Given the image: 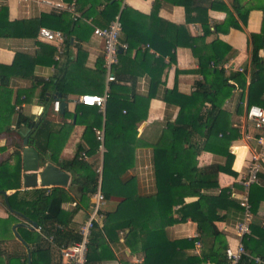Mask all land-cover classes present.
<instances>
[{"label": "trees", "instance_id": "trees-1", "mask_svg": "<svg viewBox=\"0 0 264 264\" xmlns=\"http://www.w3.org/2000/svg\"><path fill=\"white\" fill-rule=\"evenodd\" d=\"M65 1L75 4L82 19L74 20L64 12L49 13L39 21H10L8 8H0V37H37L39 30L46 26L53 31H61L65 44L70 45L71 37L85 40L94 35L93 26L107 29L117 18L120 19L122 30L119 43L127 45V49L118 53V62L112 69L116 81L111 83L108 92L103 144L98 141L95 132L101 129V124L85 123L84 139L90 147L89 155L100 153L101 145L105 149L102 173L82 174L83 170L87 171L85 161L80 159L82 149L76 152L72 160H61L71 125L57 129L45 113L36 121L19 115L16 129L25 127L30 130L29 146L37 149L44 163L49 156L50 164L69 172L72 182L68 188L21 190L20 151L24 139L21 133L18 135L19 143L13 154L16 163L10 165L11 157L0 164V193L15 190L7 196L9 219L0 220V231L19 224L17 218L20 216L28 224L36 223L40 233L27 226L17 227L22 241L11 231L12 236L8 237L13 244L5 248V242L0 240V258L4 257L7 264L13 261L17 264H64L59 249L81 241L79 230L73 227L74 217L83 209H91V197L100 187L106 200L113 196L124 200L115 212L105 215L102 227L96 221L93 223L85 264H103L106 259H113L110 243L119 242L121 232H126L125 244L132 253L137 250L140 241L144 253L143 264H229L226 257L229 246L216 222L222 220L219 214L221 210L238 207L243 215V208L230 189H222L217 196L204 192L211 185L218 186L220 173L238 176L233 170L235 155L231 147L234 141L241 138L238 121L243 116L244 108L240 103L236 114H232L225 109L227 101L238 88H248L247 106L264 108V31L252 34L249 40L251 80L247 86V69L230 75L226 73L225 65L236 51L219 39L206 43L212 33L208 13L210 9L224 10L226 20L213 27L216 33L228 34L232 29L241 30L242 24L246 25L250 8H244L240 0L231 1L232 11L218 1L159 0L155 2L152 13L145 16L129 6L122 9L124 0ZM164 2L184 7L187 24L200 23L204 35L194 37L186 26H177L161 19L158 11ZM85 19L91 20V24ZM170 33H175L173 38ZM179 47L193 49L198 64L196 73L202 77L195 82L191 94L178 90V71L175 86L167 89L168 71L177 63L176 50ZM49 49L51 53L56 51L53 47ZM17 66L18 62L10 66L0 64V134L10 136L15 132L11 129L15 108L26 101L22 96L27 93L19 92L16 100L12 101L13 91L9 88V81L18 74ZM127 73L129 78L124 77ZM142 75L150 78L147 95L136 93L137 81ZM47 86L63 92L61 82L55 83V79ZM162 88V100L178 108L179 113L175 121L166 122V128L153 145L156 193L142 196L136 179L125 181L124 176L135 166L136 148L143 145L138 137V126L147 121L150 103L159 96ZM241 102H244L243 94ZM98 117L101 120L102 115ZM202 152L220 156L224 162L199 168L198 157ZM260 178L264 180V175H260ZM190 197L197 200L186 203ZM250 202L253 215L257 216L264 202V185L258 183L251 187ZM67 203H73L74 208L64 209ZM175 213L178 218L174 217ZM187 220L197 224L199 236L170 241L166 237L167 227ZM250 230L251 234L243 239L249 255H244L239 264H256L251 257L264 260V225L261 221L252 222ZM51 237L52 241L49 240ZM197 242L202 244L201 254L187 255L185 249L194 248Z\"/></svg>", "mask_w": 264, "mask_h": 264}, {"label": "crops", "instance_id": "crops-1", "mask_svg": "<svg viewBox=\"0 0 264 264\" xmlns=\"http://www.w3.org/2000/svg\"><path fill=\"white\" fill-rule=\"evenodd\" d=\"M156 1L159 0H124L122 9L125 6H129L141 14L149 16L152 13ZM205 1H218L221 3V6L224 4L231 11L233 10L231 6L232 0ZM240 1L244 8H250L246 25L242 24L241 30L232 29L228 34L216 33L214 32L213 25L222 24L226 20L227 14L221 8L214 10L210 9L208 15L210 17L212 33L207 37L206 43L219 39L236 51L235 55L229 57L226 64L229 66V69L226 70V73L230 75L247 69L249 71L246 75L248 86L251 80V44L249 43V40H251L252 34H261L264 31V0ZM48 2L54 4H71L65 0H0V8H8L10 21H39L42 16L49 13H64L53 9L52 6L47 4ZM158 15L161 19L168 21L171 24L186 26L190 34L194 37L204 35L200 23L195 22L187 24L186 11L182 6L164 2L158 11ZM42 28L48 27L44 26ZM23 34L29 33L23 32ZM173 34L175 35V33H170L171 38H173ZM63 45L62 53H59L56 44L42 42L38 39V35L37 37L23 36L21 38L0 37V64L10 66L15 62H18V74L13 75L9 81V88L13 91L12 101L14 102L16 100L19 92H27L26 96H22L26 101L15 108L11 127L15 132L12 136L5 133L0 134V164L12 157L10 165L14 166L16 158H13V154L16 152V145L19 143L20 138L18 135L21 133L23 139L30 135V130L25 127H22L21 130L16 129L18 116L22 115L36 121L43 115V113H45L46 118L52 121L57 129H61L62 126H72L70 135L60 155L61 160H72L75 157L76 152L79 149H82V154L86 153L87 155L85 161L87 171L83 170V175H86L87 173L91 174L92 172L97 173L98 170L103 167L105 149L101 150L100 153L96 155H89L90 147L84 139V133L86 130L85 123L91 122L101 124L102 127L100 130L104 131L106 107L104 110L99 109L98 107H85V105L79 102V99L84 95L102 96L110 90L111 83L107 80V72L105 70V43L97 36L91 35L82 41L76 40L73 36L71 37L70 45L65 43ZM49 47L55 48V53H51ZM124 51L126 50H123L122 53ZM135 53L136 51H134V55ZM176 58L177 63L172 65L168 71L166 82L167 89H172L175 86L176 72L178 71V90L184 94H191L193 93L195 82L202 78L201 75L196 73L198 70V64L193 49L191 47H179L176 50ZM166 62H168V58L166 59ZM125 76L129 78L130 75L127 73L124 77ZM54 79L55 83L58 81L61 82L63 92L47 86L50 85L51 81ZM127 83V85H130L129 82ZM149 89V76H140L137 81L136 93L139 95H147ZM243 90L244 89L242 88H238L234 92V96L229 99L225 105V109L232 114H236V109L240 103L243 105L244 113L238 121L240 130H242L243 117L246 112L248 101V88L247 90ZM163 94L164 88L160 91L159 96L151 101L147 121L138 126V137L143 145L136 148L135 166L124 176L125 181H128L131 178L136 179L139 194L142 196H151L156 193L153 145L157 142L161 133L166 128V122L168 120L175 121L179 113L178 108L172 107L162 100L161 96ZM242 94L244 96L243 103L241 102ZM57 100L61 101V108L58 113L53 109V103ZM63 103H65V107L62 110ZM80 109L84 111L81 112L79 111ZM98 115H102L101 120ZM80 119L81 122H78ZM100 130H95V132L97 133V131ZM255 137H260V134L256 133ZM259 146L262 147V143L259 144L256 141V138L246 139L241 135V138L234 141L231 147V151L235 155L233 170L238 173V176L233 177L225 173H220L217 183L218 186L215 187L214 185H211L204 193L217 196L222 189H230L232 195L236 198L241 192L239 181L247 171V167L255 152V148L259 149ZM22 147H24L23 142ZM20 152H22V150ZM46 159L47 164L51 163L49 162V156ZM223 162L224 160L222 157L208 152H202L198 157L199 168ZM55 166L57 167V165ZM67 173L70 174L69 172ZM23 174L24 171L22 169V177ZM261 175H264V170ZM70 176L72 182V175L70 174ZM260 179V184L264 185V180H262V178ZM21 187V190H24L22 181ZM14 192L15 190H11L6 193L8 196ZM7 196L0 193V220H6L9 216V209L6 205ZM123 200V198L115 196L106 200V204L96 221L100 227L103 226L105 215L107 213L115 212ZM196 200V197H190L186 199V203H191ZM91 203H93L92 197ZM73 208V203H67L64 205V209L66 210H72ZM91 214L92 207L90 210L83 209L78 212L74 217L73 227H75L76 230H80L89 220ZM219 214L222 217V220L216 222V227L223 234L228 246L236 247L239 242L236 225L244 218L242 210L235 207L229 210H221ZM174 217L178 218V214L175 213ZM17 219L20 223L12 226L13 229L15 226L19 227L24 223H26L27 226H31V224H28V222L20 216ZM255 221H261L264 225V202L262 203L257 216L253 215L252 222ZM13 229L11 230L13 231ZM125 234L126 232H121L119 242L114 244L110 243L114 258L106 259L103 264H143L144 253L141 248L142 244L139 241L137 250L132 253L131 249L125 244ZM198 236L197 224L192 220L178 221L166 229V237L170 241L197 238ZM0 240L5 242L3 244L5 248L6 246L13 244L12 239L9 237ZM185 253L189 256L200 255L201 248L199 250L196 249V246L194 248H186ZM7 263L8 262L4 257L0 258V264Z\"/></svg>", "mask_w": 264, "mask_h": 264}, {"label": "built area", "instance_id": "built-area-1", "mask_svg": "<svg viewBox=\"0 0 264 264\" xmlns=\"http://www.w3.org/2000/svg\"><path fill=\"white\" fill-rule=\"evenodd\" d=\"M52 6L53 9L69 13L74 20L82 19L81 14L76 10L75 4H64V3H47ZM86 20V19H85ZM91 24V20H86ZM94 35L102 39L105 43V70L107 72V80L109 83L116 81V77L112 73L113 66L118 62L119 48L122 47L123 50L127 49V45H121L119 43V35L122 30V24L120 19L117 18L109 28L103 29L100 27L93 26ZM38 39L45 43L56 44L59 53H62L63 44L65 43V36L61 31H52L48 28H41L38 32ZM226 70L229 69L228 65H225ZM240 72H243L242 70ZM108 92L102 96H92L84 95L81 96L79 102L85 106L98 107L99 109H105ZM61 108V101H55L53 103V109L55 112H59ZM243 124L241 135L246 139H254L262 147L255 148V152L250 160L247 167V171L244 176L239 181L241 186V192L236 199L239 201L240 206L243 208L244 218L242 221L238 222L236 225L237 236L239 242L236 247L229 246L226 251V257L229 264H239L244 255H249L248 251L245 249L243 244V239L251 234L250 225L253 220L252 205L250 202V189L253 185L260 183V175L264 170V108L260 106L253 105L251 107H246V112L243 117ZM256 133L260 134V137H255ZM98 141L102 144L104 143V131L100 130L96 133ZM100 150H104L103 145H101ZM82 160L86 161L87 155L83 153L81 155ZM101 175L102 168L98 170ZM92 214L89 220L86 222L84 227H82L79 232L82 239L79 243H75L69 247H61L59 249L60 255L65 264H85L87 244L90 231L93 228V223L97 221L104 205L106 204V198L99 187L97 192L92 195ZM179 217V216H178ZM31 227H33L31 225ZM62 228V227H60ZM36 231L40 233V228H36ZM50 241L53 237L49 238ZM201 248V243H196V249ZM251 257V256H250ZM256 264H264V260L260 257H251Z\"/></svg>", "mask_w": 264, "mask_h": 264}, {"label": "water", "instance_id": "water-1", "mask_svg": "<svg viewBox=\"0 0 264 264\" xmlns=\"http://www.w3.org/2000/svg\"><path fill=\"white\" fill-rule=\"evenodd\" d=\"M123 48H119V53H122ZM65 107V103L62 105V110ZM23 149L21 152L22 157V169L24 171L22 177V184L24 189H36V188H53V187H68L71 182V176L62 169L56 167L53 164H45L41 159L40 153L36 148L29 146V138L26 136L23 142ZM7 196L6 192H2ZM7 203V197H6ZM21 226H27L26 223ZM30 227L35 230L38 225L32 223ZM14 227L13 231L20 241H22L20 235Z\"/></svg>", "mask_w": 264, "mask_h": 264}, {"label": "rangeland", "instance_id": "rangeland-1", "mask_svg": "<svg viewBox=\"0 0 264 264\" xmlns=\"http://www.w3.org/2000/svg\"><path fill=\"white\" fill-rule=\"evenodd\" d=\"M244 120V119H243ZM7 219H9V218H7ZM6 219V220H7ZM5 225H8L7 223H5ZM11 229H13V227H8V230L6 229V231H0V239H6L8 236H12V230ZM14 232V231H13ZM11 239V238H10ZM12 264H17L16 263V261H13L12 262Z\"/></svg>", "mask_w": 264, "mask_h": 264}]
</instances>
